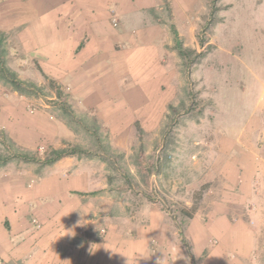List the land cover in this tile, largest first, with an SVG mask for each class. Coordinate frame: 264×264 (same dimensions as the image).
Here are the masks:
<instances>
[{
  "label": "rangeland",
  "instance_id": "obj_1",
  "mask_svg": "<svg viewBox=\"0 0 264 264\" xmlns=\"http://www.w3.org/2000/svg\"><path fill=\"white\" fill-rule=\"evenodd\" d=\"M32 14L0 4L3 58L38 86L21 95L0 81V95L17 96L13 108L33 120L30 147L0 127V174H42L51 165L18 155L79 147L68 157L91 181L84 194L94 224L81 229L91 240L115 231L136 246L123 254H141L144 243L157 264H264V0H155L131 26L159 31L141 45L119 38L115 78L98 69L101 82L90 85L87 70L76 74L82 85H67L41 69ZM193 206L188 218L182 210ZM241 227L253 241L246 260L235 252Z\"/></svg>",
  "mask_w": 264,
  "mask_h": 264
},
{
  "label": "crops",
  "instance_id": "obj_2",
  "mask_svg": "<svg viewBox=\"0 0 264 264\" xmlns=\"http://www.w3.org/2000/svg\"><path fill=\"white\" fill-rule=\"evenodd\" d=\"M154 2L0 0V4L31 8L33 53L43 57L38 61L41 69L67 85H82L80 76L76 77L82 70L88 71L85 84L101 82V76L95 73L98 69L103 72L104 79L112 78L114 75L108 71L117 68L118 39L134 44V37L138 36L137 44L141 45L144 42L138 40L142 35L149 37V31H159L155 24L134 29L131 26L133 21H141V10ZM22 11H17L14 21L24 15ZM113 19L118 21L119 29L111 24ZM20 34L24 32L17 35ZM17 100L14 95L12 99L7 94L0 95V127L14 140L30 147L33 120L13 108ZM45 168L39 175L24 170L0 174V264H157L144 243L138 246L141 254L127 257L123 251L129 253L136 247L131 239L125 240L108 230L102 239L91 240L89 231L82 232L84 224L94 222H89L90 205L86 200L88 195L84 194L91 189V181L81 162L74 157H63ZM225 225L226 235L231 223ZM238 229L241 231L237 236H241V240L237 241L235 252L246 260L252 252L253 241L246 234L243 236L244 227ZM217 236L224 245V234ZM222 244L207 251L206 257L212 259L214 253L221 252ZM225 261L223 257L222 263Z\"/></svg>",
  "mask_w": 264,
  "mask_h": 264
},
{
  "label": "trees",
  "instance_id": "obj_3",
  "mask_svg": "<svg viewBox=\"0 0 264 264\" xmlns=\"http://www.w3.org/2000/svg\"><path fill=\"white\" fill-rule=\"evenodd\" d=\"M174 33L176 34L175 29L173 28ZM3 39L4 34H0V81L9 84L14 91L20 93L21 95L26 94H33V92H36L35 90H38V86L34 85L31 82H27L17 76L15 71H13L7 64L6 61L3 58L4 50H1L3 48ZM175 48L179 55H181L183 58L188 57L190 53H192L191 50H188L184 47L183 42L180 38L176 37L175 41ZM52 82V81H51ZM58 89V87H57ZM61 92L57 90V95L60 96ZM82 149L75 146H67V147H61V148H51L46 155H44V158H37L35 156H29L26 153L19 154L18 156L20 158H23L26 161H42L44 165H52L57 160L76 155L77 152H81ZM1 160V159H0ZM6 159L4 161L0 162V165L5 163ZM200 194V193H198ZM196 210V207L193 206L191 211L188 210H182L183 214L187 216L188 218H192L193 214ZM182 236V235H181ZM185 242V238H184ZM186 244V242H185Z\"/></svg>",
  "mask_w": 264,
  "mask_h": 264
},
{
  "label": "built area",
  "instance_id": "obj_4",
  "mask_svg": "<svg viewBox=\"0 0 264 264\" xmlns=\"http://www.w3.org/2000/svg\"><path fill=\"white\" fill-rule=\"evenodd\" d=\"M113 23L116 24L117 23V20L116 19H113Z\"/></svg>",
  "mask_w": 264,
  "mask_h": 264
}]
</instances>
